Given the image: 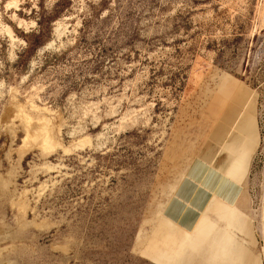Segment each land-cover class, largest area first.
Returning <instances> with one entry per match:
<instances>
[{"label": "rangeland", "instance_id": "obj_1", "mask_svg": "<svg viewBox=\"0 0 264 264\" xmlns=\"http://www.w3.org/2000/svg\"><path fill=\"white\" fill-rule=\"evenodd\" d=\"M0 264H264V0H0Z\"/></svg>", "mask_w": 264, "mask_h": 264}, {"label": "crops", "instance_id": "obj_2", "mask_svg": "<svg viewBox=\"0 0 264 264\" xmlns=\"http://www.w3.org/2000/svg\"><path fill=\"white\" fill-rule=\"evenodd\" d=\"M227 168L223 172H225ZM211 175H214V173H211ZM237 175H239V173ZM216 176L214 175V182H212V185L208 188L210 193H213V195L222 203L235 205L240 195L236 186H238L241 180L230 182L226 179L225 175L219 177Z\"/></svg>", "mask_w": 264, "mask_h": 264}, {"label": "bare ground", "instance_id": "obj_3", "mask_svg": "<svg viewBox=\"0 0 264 264\" xmlns=\"http://www.w3.org/2000/svg\"><path fill=\"white\" fill-rule=\"evenodd\" d=\"M243 156V155H242ZM242 156H241V159H242ZM237 159V158H236ZM242 161V160H241ZM235 165L237 164V165H240V164H242L240 161H239V159L238 160H235ZM235 165H234V167H235ZM230 166V165H229ZM234 167H232V169L234 170ZM229 172V171H228ZM233 171L231 170V173H232ZM228 174V173H227Z\"/></svg>", "mask_w": 264, "mask_h": 264}]
</instances>
